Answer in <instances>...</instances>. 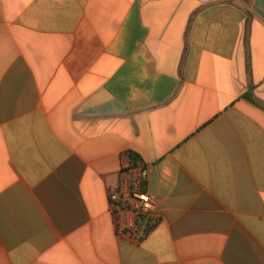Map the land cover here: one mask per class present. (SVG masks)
Returning a JSON list of instances; mask_svg holds the SVG:
<instances>
[{"label": "crops", "instance_id": "1", "mask_svg": "<svg viewBox=\"0 0 264 264\" xmlns=\"http://www.w3.org/2000/svg\"><path fill=\"white\" fill-rule=\"evenodd\" d=\"M0 264H264V0H0Z\"/></svg>", "mask_w": 264, "mask_h": 264}, {"label": "built area", "instance_id": "2", "mask_svg": "<svg viewBox=\"0 0 264 264\" xmlns=\"http://www.w3.org/2000/svg\"><path fill=\"white\" fill-rule=\"evenodd\" d=\"M131 171L133 176L129 178L122 171L120 184L108 192V203L116 218H119L122 211L132 214L131 220L119 226V233L124 234V229H128L127 235L138 240L147 234L148 227L157 222L159 215L156 197L145 189L148 169L137 163Z\"/></svg>", "mask_w": 264, "mask_h": 264}, {"label": "trees", "instance_id": "3", "mask_svg": "<svg viewBox=\"0 0 264 264\" xmlns=\"http://www.w3.org/2000/svg\"><path fill=\"white\" fill-rule=\"evenodd\" d=\"M245 98H249L250 99V96H248L247 94L244 95ZM129 158H130V161H131V164L132 166H135L138 162L141 163V159L139 158V156L132 152V151H128L127 152ZM157 224V222L155 224H152L150 227H148L147 229V233H149V231Z\"/></svg>", "mask_w": 264, "mask_h": 264}]
</instances>
